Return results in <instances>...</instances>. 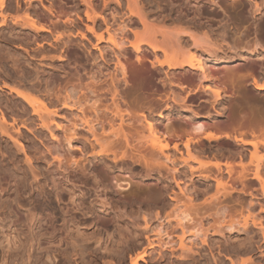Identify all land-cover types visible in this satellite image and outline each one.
<instances>
[{
  "label": "rangeland",
  "instance_id": "rangeland-1",
  "mask_svg": "<svg viewBox=\"0 0 264 264\" xmlns=\"http://www.w3.org/2000/svg\"><path fill=\"white\" fill-rule=\"evenodd\" d=\"M56 1L71 4L77 0ZM219 1L215 0L218 4ZM44 3L47 4L46 0ZM218 4H199L200 12L188 14L185 21H191L187 29L189 33L209 36L216 45L217 55L234 59L229 64H218L212 68L216 78L211 85L224 93L222 102H219L221 104L212 106L207 103L198 109L197 105L191 106L199 113L197 119H192L190 113L177 103L148 109L136 92L130 93L121 106L128 117L142 112L148 116L147 119L155 120L157 128L168 135H160L159 143L167 144L164 152L170 154L173 164L151 162L153 158H148V151L137 149V141L131 144L137 151L133 148L129 151L132 150L134 155V151H139L141 154H137L143 160L139 157L137 161L124 158L121 147L125 143L121 135L131 136V129L142 126L141 122L127 119L124 133L117 138L109 136L111 141L120 138V142H115L119 143L118 147L114 146L115 143H112L111 149L105 145L104 149L108 151L102 152L101 156L94 155V152L101 151L98 152L99 147H95L94 152L90 149L91 137L80 127L76 128L75 139L69 145L66 138L71 133L72 123L78 119V105L67 109L61 103H54L59 117H63L60 119L62 130L56 132L58 138L55 139H51L45 131L38 134L54 156L49 158L47 155L38 160L35 166L58 188L49 191L45 198L35 196L32 202L26 195H21L10 173L0 167V219L4 224L3 227L0 224V264H84L89 251H96L98 264H129V255L139 253L149 242H154L155 251L140 264H264V91L255 90L252 83L253 80L264 82V53H250L259 42L256 20L250 7L234 4L231 0ZM173 5L180 9L185 5L191 8L197 6L184 0H173ZM80 8L83 9V6ZM103 16L110 25H116L124 18L122 11L113 5L104 11ZM218 21H226L227 28L222 29ZM41 37L47 36L21 29L9 22L7 26L0 27V86H15L7 74L17 70L11 61L19 59L20 65L30 70L20 79L21 88L51 106L52 89L64 79L65 70L70 68L65 61L58 59L59 50L47 42H41ZM99 45L98 50L90 48L89 53L84 54L81 71L97 85L111 71L113 63L112 50L104 43ZM25 49L31 53L32 59L25 55ZM78 50V54H82ZM25 60L31 63L30 66L26 65ZM163 77L160 73L154 79V84L160 91L170 93L169 85L162 83ZM6 87L0 90L1 107L6 99L17 101ZM77 91L69 89L74 101L78 97ZM89 96L87 104H82L97 107L96 113L101 116V111H104L101 104H93L96 99L91 94ZM14 109L21 110L18 106H14ZM89 113L91 117V111ZM207 113L213 119H206ZM198 121H206L204 132H227L231 137L236 135L246 141H257V146L253 148L225 137L206 140L204 133L194 136L191 123ZM95 127L98 134L107 128L104 127L102 131L98 124ZM137 129L140 130L139 127ZM137 129L135 131H139ZM107 130L106 133L109 132ZM22 135L33 143L27 147L24 142L27 154H34L39 159L35 152L43 150V145L26 131ZM139 135L146 137L148 133L144 131ZM188 138L191 140V154L196 158L182 163V159L188 157L184 147ZM87 139L90 141L87 142ZM174 144L177 146L175 150ZM2 146L9 152H15L9 141L2 142ZM109 149L118 152L115 160ZM144 153L147 154L145 157L142 156ZM56 155L61 156L62 164L52 158ZM70 158L79 164L69 168L67 163ZM147 158L150 161L147 162ZM199 160L215 161L221 165L219 169L213 165L198 167ZM256 165H259L261 180L253 178ZM171 168L176 169L177 173L173 174ZM177 183L180 186L185 184L187 196L179 192ZM57 192L60 193V200L56 197ZM172 195L174 200H170ZM47 212L51 214L50 219L44 216ZM179 214L187 218V231L191 233L201 228L206 240L203 243L196 239L193 251L188 254L190 258L177 255V242L163 246L159 255L160 247L156 245L154 230L161 223L171 238L178 235L175 221ZM43 217L45 219L41 220ZM7 228L15 232L9 236ZM64 236L67 239L61 240ZM173 240H176L175 237ZM8 255H12V258ZM119 257L124 258L122 263Z\"/></svg>",
  "mask_w": 264,
  "mask_h": 264
},
{
  "label": "bare ground",
  "instance_id": "bare-ground-1",
  "mask_svg": "<svg viewBox=\"0 0 264 264\" xmlns=\"http://www.w3.org/2000/svg\"><path fill=\"white\" fill-rule=\"evenodd\" d=\"M184 1L196 3L197 6L191 8L189 5H185L181 9L180 7L175 8L173 0H77L71 4L56 0H46L47 4L44 3V0H0V27L7 26L9 22L11 25L18 26L21 29L42 33L47 37H41V42H47L49 46L52 45V48H57L59 50L58 59L65 61L70 68L68 71L65 70L64 79L52 89V94L50 95L51 106L44 103L35 94L21 88L22 82L20 79L29 74L30 70L20 65L19 59L11 61L13 66H17V70L13 71L12 74H7L10 79H13L15 86H0V90L6 87L8 93L15 95L17 100L6 99L3 107H1L3 102L0 101V167L10 173L15 187L20 191L21 195H26L27 199L33 202L35 196L45 198L49 191L58 188L54 181L45 177V174L41 173L35 166L38 160L46 158L47 155L49 158L54 156V153L52 154L50 150L51 148L43 144L38 134L45 131V134L47 133L51 139H55L57 137L56 132L60 129L62 130L61 126L63 124H60V119L63 117H59L60 114H58L57 108L53 107L54 103H61L67 109L78 105V119L72 123L71 133L66 138L69 145L72 139H75L76 128L80 127L87 131L91 137V141L89 139L86 140L87 142L90 141V149L94 152V148L99 147L98 152H101H94V155L98 156L107 150L104 149L105 145H109L111 149L112 143L120 140V138L115 140L112 138V141L109 139L111 137L117 138L120 136L119 134L124 133V123L127 119L136 123L141 122L142 126H137L140 130L137 127L135 129L132 127L134 130L131 129L130 133L127 131L131 136L127 134L121 135L124 140L123 143H125L121 147L123 148L121 151L124 158L132 161L139 160L141 158L139 151L143 148L144 151H148V158L150 160H152L151 157L153 158L151 162L158 161L163 165L173 164L170 154L164 152L167 144L160 145L159 143L160 135H168H165L157 128L155 120L147 119L148 116L142 112L135 117H128V114L124 113L126 110H123L121 106L125 104V99L130 93L136 92L141 96L142 104L148 109L161 108L162 106L168 107L170 104L177 103L181 105L182 109L190 113L189 116L192 119H197L199 113L192 109L193 106L197 105L196 109H198L200 105H206L207 103H211L212 106L221 104L219 102L222 100L224 93L218 87L213 89L214 85H211L214 84L213 80L216 78L212 68L218 64H229L234 59L233 57L217 55L214 47L216 45L212 43L209 36L206 34L196 36V33H191V31L189 33L187 29L191 25V21H185L188 14L200 12L199 4L209 3L217 5L218 3L215 0ZM220 1V3L223 2V0ZM231 1L234 4H245L252 10L251 14L253 19L256 20L259 42L250 53H264V0ZM112 5L119 8L124 17L116 25L108 24L103 16L104 11ZM81 6H83V9L80 8ZM204 10L207 9L204 8ZM204 10L202 9L203 12ZM174 14L177 15L175 16ZM217 23L220 24L222 29L227 28L228 24L226 21H218ZM100 43H104L105 47L112 50L113 63L111 71L105 75L101 84L97 85L81 71H83L82 59L84 54H88L90 48L98 50ZM78 49H80L82 54H78ZM24 53L28 59L33 58L28 50L25 49ZM25 62L27 66H30L31 63L28 60H25ZM160 73L164 75L162 83L169 85L167 87L170 93L160 91L154 84V79ZM252 83L255 90L264 91V82L253 80ZM69 89L78 90L76 101L73 100ZM159 92L164 94L161 95ZM89 94L96 99L93 104L97 102L101 104L104 110L103 112L101 111V116L96 113L97 107H86L82 104V102L87 104L90 97ZM198 101L201 103L198 104ZM14 106H18L21 110L14 109ZM87 111H91L93 119ZM158 117H160V114ZM205 118L209 120L213 119V116L207 113ZM94 123L98 124L102 131L104 127H107L108 130L105 128V131H109V135L105 131L98 134V129ZM205 123L206 121L191 123L192 134L195 136L204 133L203 138L206 140L225 137L232 138L238 143L248 144L253 148L257 146V141H246L241 136L236 135L231 137V134L229 135L227 132L222 134L204 132L207 128V123ZM136 129L139 131H135ZM22 130L43 145V150L38 151V153L35 152V154L39 155V159L34 154H27L24 142L27 143V147H30L33 143L31 144L24 139L25 137L23 138ZM144 131L148 135L141 137L139 134ZM105 133L107 136L103 135ZM8 141L15 148V152L12 153L3 148L2 142L6 143ZM134 141L138 142L136 144V146L138 145V152L131 145ZM190 142L191 140L188 138L184 143L188 157L182 159V163L188 162V160L192 161L195 157L191 154ZM116 145L118 147L119 143H115L114 146ZM131 148L136 149V151L133 150L136 154H140L135 156L136 154H132V150L129 151ZM173 148L175 150L177 146L174 144ZM110 149L109 151H111ZM90 152L92 151L90 150ZM111 153L113 160H115L118 152L111 151ZM147 154L142 156L145 157ZM55 157L52 158L57 160L58 164H62L61 156L56 155ZM148 158L147 162L150 161ZM141 159L143 160V157ZM76 161L70 158L67 166L72 168L73 164H79ZM197 164L198 167L213 165L217 169L221 165L219 162L206 160H199ZM224 165L230 167L227 163H224ZM171 170L173 174L177 173L176 169L171 168ZM258 170L259 165H256V172L253 176L255 180H261ZM184 185L182 183V186H180L177 183V188L179 187L178 190L183 196H187L186 192H184V189L186 190L187 188ZM63 189L61 188V190ZM59 192H61L60 188ZM59 192L56 193V197L60 200ZM170 200H174L173 195L170 196ZM44 214L46 218H51V214L49 215L48 212ZM176 218H178L175 221V226L179 229L178 235L174 234L175 236L171 238V234L166 232L161 223L154 230L153 236L157 242L156 245L160 247L158 254L160 255L161 248L166 244L177 242L179 253L177 255L181 256L180 258L184 256L190 258L188 254L193 251L196 239L203 243L205 242L206 239L203 238L205 237V232L198 228L190 233V230L187 231L186 216L179 214ZM43 219L45 218H41V220ZM0 224L2 227L4 226L2 219H0ZM53 227L51 226V228ZM7 230V235L9 236H11L12 232H15L11 231L10 228H7ZM13 237L11 238L13 239ZM174 237L176 240H173ZM66 239L67 236L61 237V240ZM13 245H15L14 242ZM153 245L154 242H149L139 253L128 254L129 264H140V261L145 262V257L155 251ZM10 257L12 258V255ZM118 259L122 263L124 258L119 257ZM98 261L99 258L96 251H89L88 260L84 264H98Z\"/></svg>",
  "mask_w": 264,
  "mask_h": 264
}]
</instances>
